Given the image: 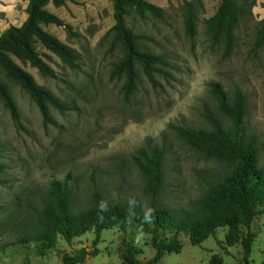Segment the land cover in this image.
I'll use <instances>...</instances> for the list:
<instances>
[{"label": "rangeland", "instance_id": "obj_1", "mask_svg": "<svg viewBox=\"0 0 264 264\" xmlns=\"http://www.w3.org/2000/svg\"><path fill=\"white\" fill-rule=\"evenodd\" d=\"M162 10L163 19L132 10L125 17L126 27L136 36L142 52L159 55L169 62L167 75L156 74L152 87L135 64L136 90L128 100L123 96L124 77L110 78L114 65L124 57L115 41L113 8L109 0H76L56 8L46 6L72 29L48 26L45 30L68 46L78 57V69L71 70L58 58L47 55L46 62L56 80L41 76L28 64L16 63L56 99L72 108L59 113L49 108L50 123L44 124L33 100L0 71L18 113L15 122L0 100V264H61L64 255L79 250L86 253L83 264H124L122 239L130 241L146 262L155 251L151 235L137 232L129 223L125 236L118 229L73 239L71 244L56 237L52 246L21 243L37 228L39 214L46 204L53 181L68 177L72 210L89 208L94 190L107 206L130 205L146 213L152 200L156 209H187L201 199L224 177L233 165L207 158L185 144L169 125L210 131L203 115L208 111L222 124L230 121L218 110L210 91L218 83L232 101L235 89L246 96L245 137L255 139L256 160L264 170V46L255 42L264 30V0H236L238 24L233 31V49L223 55V44L213 45L207 22L221 0H143ZM28 0H0V34L19 26L26 18ZM186 3L193 8L195 36L184 29ZM149 142L165 152L163 186L153 197L144 176L133 164L136 151ZM95 173L97 187L90 180ZM245 232V229H242ZM254 239L250 264H261L264 251V215L250 228ZM228 229H218L200 246H192L184 233L177 234L182 245L178 254H166L158 264H209L212 256L222 264H237L242 258L240 244L227 247ZM173 236L160 232V238ZM218 242L220 244H218Z\"/></svg>", "mask_w": 264, "mask_h": 264}, {"label": "trees", "instance_id": "obj_2", "mask_svg": "<svg viewBox=\"0 0 264 264\" xmlns=\"http://www.w3.org/2000/svg\"><path fill=\"white\" fill-rule=\"evenodd\" d=\"M109 1L113 8L112 31L115 33V41L120 43L124 52L123 59L114 65L110 78L124 77L123 96L128 100L136 90L138 76L135 64L140 65L143 75L152 87L156 86L154 76H166V69L171 66L164 57L139 49L138 41L143 38L134 35L126 27L125 17L129 10L140 17L148 14L159 20L163 19V14L161 8L143 0ZM67 2L77 5L76 0H28L25 20L19 26H10L0 34V71L33 100L44 124L50 123L49 108L59 113L71 111L72 108L37 85L32 76L16 61L28 64L43 77L56 80V73L46 62L47 55L40 52L42 49L58 58L69 69H78L77 55L45 30L48 26H54L73 35L69 25L46 9L49 3L59 8ZM185 5L187 16L184 29L186 35L193 38L196 33L193 8L188 3ZM238 19L236 0H221L216 13L207 22L212 44H223L225 57L232 52L233 31ZM255 46H264V30L256 40ZM209 87L219 112L230 121L228 129L223 128L221 122L208 111L203 117L211 126L210 131L169 125V129L195 151L207 158L233 165L230 173L211 187L201 199L191 202L187 209L180 210L156 209L155 201L152 200L150 210L144 213L139 208L125 204L107 206L99 191L94 190L91 206L74 212L73 196L66 177L62 182L53 181L50 184L37 228L30 235L25 234L21 243L34 242L49 247L59 236L64 242L71 244L73 239L92 232L95 236L93 245H97L102 232L118 229L125 236L126 227L130 223L137 232L151 235L149 245L155 254L149 261H138L137 250L124 237L123 263L158 264L164 255L178 254L181 251L182 245L177 234H186L192 246H200L218 229L227 228V247L240 244L242 249V258L237 264H250L249 256L254 239L250 228L257 217L264 215V170L259 168L256 160V140H247L245 137L246 96L240 89H235L230 101L220 84L211 83ZM0 100L12 119L18 122L16 107L7 86L1 80ZM164 156L162 148L151 146L147 142L133 157V164L144 176L147 190L153 197L163 186ZM4 170L5 167L0 165V174ZM90 180L96 189L94 172L91 173ZM242 229H245V232ZM167 231L173 233V236L168 239L160 238V232ZM85 257L86 253L81 249L73 255H64L61 264H83ZM262 257L261 264H264V251ZM209 264H222V260L214 255Z\"/></svg>", "mask_w": 264, "mask_h": 264}]
</instances>
